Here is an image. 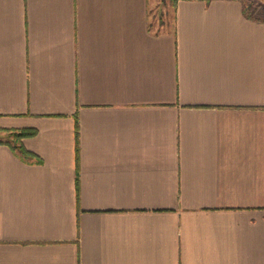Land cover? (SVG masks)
I'll list each match as a JSON object with an SVG mask.
<instances>
[{
  "label": "crops",
  "instance_id": "crops-1",
  "mask_svg": "<svg viewBox=\"0 0 264 264\" xmlns=\"http://www.w3.org/2000/svg\"><path fill=\"white\" fill-rule=\"evenodd\" d=\"M158 5L0 0V264H264V18Z\"/></svg>",
  "mask_w": 264,
  "mask_h": 264
},
{
  "label": "rangeland",
  "instance_id": "rangeland-1",
  "mask_svg": "<svg viewBox=\"0 0 264 264\" xmlns=\"http://www.w3.org/2000/svg\"><path fill=\"white\" fill-rule=\"evenodd\" d=\"M247 12L264 18V0H243ZM174 0H159L153 17L155 28L167 29L172 26Z\"/></svg>",
  "mask_w": 264,
  "mask_h": 264
},
{
  "label": "trees",
  "instance_id": "trees-1",
  "mask_svg": "<svg viewBox=\"0 0 264 264\" xmlns=\"http://www.w3.org/2000/svg\"><path fill=\"white\" fill-rule=\"evenodd\" d=\"M176 2H177V0H174V3H176ZM245 14H247V16L249 18H252V14L247 12V10H245ZM36 132H37V130L35 128H26V129L20 130L18 132H12L13 140L19 141L18 142L19 144H16L15 146H13V148L17 149L19 151V153H21L22 155H32L33 153L24 147V145L21 143V140L24 137L35 135ZM79 132H80V125H79L78 117L76 116L75 140H76L77 158H78V153H79V139H80V133ZM78 191H79V180L77 177V179H76L77 200H78V196H79Z\"/></svg>",
  "mask_w": 264,
  "mask_h": 264
}]
</instances>
